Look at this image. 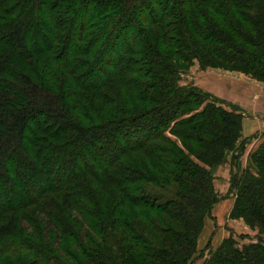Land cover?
Masks as SVG:
<instances>
[{
    "label": "trees",
    "instance_id": "obj_1",
    "mask_svg": "<svg viewBox=\"0 0 264 264\" xmlns=\"http://www.w3.org/2000/svg\"><path fill=\"white\" fill-rule=\"evenodd\" d=\"M187 57L264 81V0H0V264L194 263L244 142L239 107L173 80ZM248 159L229 216L258 239L202 264H264V140Z\"/></svg>",
    "mask_w": 264,
    "mask_h": 264
},
{
    "label": "crops",
    "instance_id": "obj_2",
    "mask_svg": "<svg viewBox=\"0 0 264 264\" xmlns=\"http://www.w3.org/2000/svg\"><path fill=\"white\" fill-rule=\"evenodd\" d=\"M193 67L191 69L194 74L193 85L226 103L239 107L242 114L240 141L244 142V149L238 158L240 164L244 166L249 154L260 145L263 138L264 81L251 78L240 71L202 68L199 64ZM232 152L228 153L227 160L214 171L213 185L218 200L214 203L210 216L204 219L197 240L198 250L206 245L209 238L210 249H215L223 239L230 236L231 229H237L244 223L240 219L229 217L235 202L234 192L230 190ZM215 222L220 228L213 232Z\"/></svg>",
    "mask_w": 264,
    "mask_h": 264
},
{
    "label": "rangeland",
    "instance_id": "obj_3",
    "mask_svg": "<svg viewBox=\"0 0 264 264\" xmlns=\"http://www.w3.org/2000/svg\"><path fill=\"white\" fill-rule=\"evenodd\" d=\"M179 52L183 56L188 54L187 51H184V50H181V49H180ZM133 58H136V57H133ZM197 64L200 65L198 60L193 59V57H187V61H185V62L178 61L176 58L175 59L173 58L172 61H171V65H169V66H171L174 70H176V69L178 71L180 70L178 72L179 74L176 73L174 75L173 80H175V82L177 81L180 85H184V86L185 85H187V86L193 85V75L194 74L191 71V69H193L194 68L193 66L197 65ZM208 67H210V66H208ZM212 68H217V67H212ZM177 70H176V72H177ZM224 70H226V69H224ZM230 71H235V70H230ZM247 76L251 77L250 75H247ZM251 78H253V77H251ZM256 80H258V79H256ZM211 102H213L215 105L219 104L216 101H214L213 98H208V97L199 98L196 102L189 103L187 106L182 108L179 111V113L181 112L180 116L181 115H183L184 117L191 116L192 114H195L199 110H202V108H204L205 105L210 104ZM223 106L225 108L229 109V107L227 105H223ZM171 137L175 141L180 143V141H178L174 136L171 135ZM262 137H263L262 138V141H263L264 140V133L262 134ZM255 150H252V152L249 155H251ZM231 155L232 156L237 155V152L234 151V152H232ZM232 164H233L232 172L236 173V175H239L242 172V170L245 169L247 166H252V162L250 163L249 159H247L245 161V165L243 166V165L240 164L239 158H236V159L232 158ZM253 169H254V167H253ZM165 190L166 189H163V188H156L155 192H160L161 194H164L165 196H169L168 193L165 192ZM232 219H240V220H242L244 222L243 225H245V226L240 225V226L237 227V229H234V230L231 229V231H230V235L234 237V239L236 240L238 246H242L243 244H247V243L250 242V240L253 241V242L257 241V239H258L257 237H258L259 232H260V229L257 226H250L242 218H232ZM219 228H220V226L218 224H216V222H215V224L213 226V232H216ZM210 240L211 239L209 238V240L207 241L206 245L201 250H197V252L195 254V260H194L193 264H202L204 259L209 255V250L211 248V244L209 243Z\"/></svg>",
    "mask_w": 264,
    "mask_h": 264
}]
</instances>
